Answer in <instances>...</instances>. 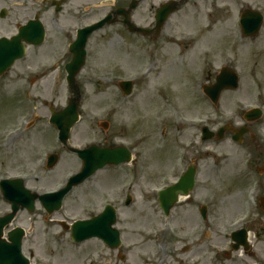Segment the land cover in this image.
Masks as SVG:
<instances>
[{
  "label": "rangeland",
  "instance_id": "374dc122",
  "mask_svg": "<svg viewBox=\"0 0 264 264\" xmlns=\"http://www.w3.org/2000/svg\"><path fill=\"white\" fill-rule=\"evenodd\" d=\"M74 1L78 5L81 2L84 3L82 9L80 8L81 16L83 13L93 14L88 17L86 22L101 19L116 5L113 7L111 5L107 6L106 0ZM118 1L116 0L115 2L117 3ZM222 1L224 2L225 0ZM19 2L23 3V0ZM103 2H105L104 5L106 6L99 9L91 8L95 5L101 6ZM154 2V0H148L146 8L149 9ZM3 4H0V9L5 7L8 10V15L6 19L0 18V36H11L16 33L15 23H17V20L28 18L29 15L31 16L39 9L36 6L28 9H19L14 3ZM73 7L74 5L70 9H73ZM188 7L185 8L182 14L172 18L170 22L171 30L167 29V27L161 34L162 38L160 36L161 39L159 38L160 40L156 41V45H152L151 41H141L137 36L127 35L120 26H109V28L106 27L92 33L87 45L86 67L77 75V83L82 95L81 120L72 130L70 139L72 145L85 148L93 143L102 145L112 142H126L135 153L142 155L141 158H143L145 166L148 168V174L157 172L159 168L166 169L162 172L166 174L169 161L173 156L175 157V152L177 153L178 151L174 144L170 142L171 136L167 140L162 139L161 132L165 131L168 134L170 131L173 132L172 122L177 124L175 113L178 114V117H183L184 122L186 119L208 116L213 120L212 126L214 128L224 126L226 123H235L238 120L234 118L235 101L240 99L246 102L245 105L252 103L254 99L252 86L257 82L264 81V68L258 71L261 65L257 67L253 78H251L256 62L261 61V63H264V31L256 39H253L255 38L253 37L251 38L253 39L252 41H247L246 45L237 47V44L233 42L234 33L232 27L220 26L215 33V40H212L213 35H209L210 37L206 36V33L210 34V32H201L203 26L199 22L198 24L194 23V29L199 28L198 30L202 34L200 35L198 31L195 34L192 33L193 36L199 38L198 47L192 46L191 43L194 41H191L192 37L190 36L186 38L187 43L190 44H182L181 38H178L179 43H176L175 38L171 37H178L179 34H182L180 32L189 31L187 29L192 27L190 20H188L189 15L188 17L186 16V12L190 13L192 9H187ZM230 7L232 6L230 5ZM42 8L44 10L48 9L45 6H42ZM83 8L91 11L85 12ZM65 14L62 19H64ZM51 15H53V11L50 9L43 16V19L45 18L48 21ZM118 16L121 19L123 18L122 14ZM139 19L146 25H150L152 21L151 16L145 13L138 14V22ZM181 20H185V22L181 23ZM70 21L71 19L66 20L65 23L69 25L68 22ZM49 23L50 27L48 28L51 30L52 23L51 21ZM59 23L61 24V20ZM75 24L78 25V23ZM230 24L231 22L228 25ZM50 32L49 40L44 47L39 50L29 49L27 59L19 62L10 74L0 81V84L5 83L10 102L14 101L12 103L7 102L10 104L6 108L0 107V132L2 133V131L5 132L7 129L15 127V129H20L21 134L9 146L3 145L2 138H0V179L23 174L19 173L23 170L28 173H36L40 179L34 180V175H27L30 178L27 188L38 193H45L55 189L71 173H77L82 165L75 154L65 152L53 144L55 130L48 122L50 119L48 103H54L55 109H64L67 105L70 92L66 82V74L63 70L64 63L71 60L70 57L67 59L65 57L66 45L68 40L74 39V34L71 33L72 37H69L68 34L60 33L55 29ZM208 43H214L213 45H215H208L213 49L212 56H198L199 52L204 48L202 46ZM206 49L209 48L206 47ZM143 50H149L148 54L152 56V59H143ZM152 52L155 53L156 57L153 56ZM179 53L183 56L182 61L178 56ZM230 55L234 59L237 57V61L235 62L232 58L231 62H228ZM55 58H59L63 63L56 64ZM42 61L49 62L53 72L45 80H42L40 84L31 85L29 78H27L28 81L22 78L21 72L25 67H35L38 62ZM221 64L235 68L242 78V82L238 91L224 92L218 106L213 107L211 103L208 104V101L195 97L198 95L193 93V89L197 84L198 87L199 85L214 83L215 79L212 78L215 72L211 70V67H215L219 71ZM151 68H153L152 72ZM199 69H201V72L206 69L209 77L206 75L204 79L200 78L197 80ZM148 70H150L148 73L150 75L149 79L142 75ZM127 80L134 82V91L130 97L125 98L118 86L120 82ZM23 86L30 92L31 103L26 98L23 99L19 96L20 89ZM13 93L14 95H12ZM160 96L166 97L167 100L171 99L172 103L170 104L175 106L177 112H174V109L169 106L170 104L166 107V99L164 98L165 101H161ZM19 99L23 100L20 101ZM29 106L32 110L28 113V116H25ZM31 119L34 120L32 127L27 132H23L21 130L22 126H19L18 122L22 123V120L30 121ZM104 122L107 123L106 128L102 126ZM126 125L130 127L129 131L125 129ZM181 127L185 130L183 134H180V138L183 141H199V131L196 128L188 127L187 129V127ZM229 136V134L226 135L221 146L218 145L217 141H214V143L210 141L205 144L212 150L211 152L217 155L222 153L223 156H229L230 158L231 155L234 156L238 149L235 145L230 144ZM46 153H55L60 158L57 166L51 171L45 168L41 170L44 159L42 164L38 161L39 157H44ZM204 155H206V157L203 156L204 159L208 157L207 154ZM211 156L213 157L212 154ZM208 161L210 173L207 172L206 176L203 175L204 186L202 191L204 192L206 188L205 192L208 196L215 198L220 196L222 198L223 210L218 215L215 213L214 216L219 228H222L223 239L214 235V231H210L207 228L205 243L223 244L221 264H264V214H256L252 219L255 229H258V238L260 237V240L257 241L259 244L256 242L258 246H255L254 255L246 257L232 251L230 255H225L229 242L225 235H230L232 230L230 223L242 214L241 202L250 185L247 186V183L241 180L233 190L230 189L237 176L236 167L232 160L228 159L223 162L221 167L215 166L213 158ZM258 161L263 166L264 158L262 157ZM138 166H141V163ZM128 168L129 166H121L116 171L98 172L96 177L91 178L82 186L74 188L66 197L62 211L54 213L47 222V214L40 204H38L37 210L33 215L26 211L20 212L16 218V224L27 230L31 229L34 231L33 234L27 235L24 241L25 252L30 248H34L37 258L42 257L50 260L46 264L157 263L159 258L157 255L159 253L149 242L150 240L148 241L146 238L141 239L144 245L137 247V250L128 256L126 262H123L118 257L117 252L107 251L100 241L92 240L81 244L73 243L70 231H66L62 226L52 223L61 219L72 222L76 219L88 218V208L99 211L101 197H107L108 195L106 194L112 193V185L132 182L133 176L129 175ZM205 168L206 166L202 169ZM262 177H264V174ZM156 178L148 175V184H158L160 176L157 180H155ZM206 180L207 185L205 184ZM137 199L139 203L122 208L123 214L126 213V216L134 215L142 210L139 205L142 203L148 205L147 207H151L149 206L151 205L149 199ZM8 209L9 205L4 202L0 195V214L7 212ZM146 213H148V217L152 216L151 211ZM259 218L260 220H258ZM142 225L143 230L147 229L148 223ZM179 225L182 228L185 226V229L188 224L179 223ZM166 239L168 238L165 236L166 248L164 247V252H162V247H159L160 255L168 254L170 247H176V245H171L169 241L166 243ZM139 240L140 238L130 241L136 243ZM182 246L178 247L181 248ZM167 254L166 262L168 263L170 258L168 257L167 259ZM144 257L147 258L145 259ZM211 259L212 254L207 259H204L203 264H210L209 260Z\"/></svg>",
  "mask_w": 264,
  "mask_h": 264
},
{
  "label": "flooded vegetation",
  "instance_id": "af4514ba",
  "mask_svg": "<svg viewBox=\"0 0 264 264\" xmlns=\"http://www.w3.org/2000/svg\"><path fill=\"white\" fill-rule=\"evenodd\" d=\"M20 1V0H19ZM19 1L14 0H0V4L4 5L3 3H6L7 5L9 3H14L15 6H19V9L25 8H32V7H38L39 9L36 10V14L34 17L37 19L42 20L43 16L48 13L50 9H54V11H58L60 9V12L63 10V8L66 6L68 7V1L69 0H23V3H20ZM148 0H119L118 3H116L115 8L116 9H129L132 4L137 5V9L134 10L131 15L130 19L136 22V24L141 28H147L150 30L149 34L145 37L140 36L139 34H131L129 27L124 24V17L121 19V17L113 18L117 19L119 24L117 26H120L124 32L127 34H131L134 36H137L141 41H151L152 45H156V41L160 40L162 38L161 34L162 32L167 28L171 30L170 22L173 17L179 16V14H182L184 12L185 8L188 6L187 9H190V13L186 12V16L189 18L191 22V29H187L189 31H183L180 32L182 34H179L178 37L172 36L171 38H182L187 33H198L200 34V31L197 29H194V23L198 24L200 22V25L203 26L201 28V32H210V34L206 33L205 35L210 37L212 36V40H215L216 38V31L219 29L220 26H228L232 27L233 30V42L236 43V37L237 33L239 38L246 39L247 37H244L241 33L242 31L247 32H253L254 30L258 29L260 32L264 31V0H225L224 2L222 0H154L156 1L154 4H151V7L146 8V2ZM60 2V4H59ZM71 4V3H70ZM230 5L232 7H230ZM42 6L48 7V9L44 10ZM78 4H74L73 9L67 10L69 13L66 15L67 20L71 19L70 26L75 24L78 20L77 18V12L79 11V8L77 7ZM166 6L168 11L176 10L177 11L170 15L167 18V21L162 24V26H158L157 23V17H158V11L163 9V7ZM42 8V10H41ZM146 8V9H145ZM5 7H2L0 10H5ZM27 13V12H26ZM145 13L151 16V24L146 25V23H143L140 19L138 22V14ZM58 12H55V22L58 20ZM24 17V16H23ZM33 17V18H34ZM22 21H30V18H20ZM43 20H46L45 18ZM51 18L49 17L48 21H50ZM181 23H184L185 20H181ZM18 22V20H17ZM63 24L66 22V19H62ZM231 22L230 25H228ZM142 23V24H141ZM194 29V30H192ZM169 32V31H168ZM213 32V33H211ZM222 32V31H220ZM168 34V33H167ZM202 34V33H201ZM200 34V35H201ZM69 37H72L71 34H68ZM210 35V36H209ZM161 36V38H160ZM160 38V39H159ZM252 41L253 39H246ZM214 44V43H213ZM212 43H208L209 46H215ZM246 45V43H245ZM238 47V44L236 45ZM213 49H211V53L213 54ZM216 51V50H214ZM70 54V52L68 53ZM154 57H156L155 53L152 52ZM234 61H237V57L234 59ZM233 61V62H234ZM69 61L65 62V66ZM42 64H45L44 61L38 62L35 67L27 66L23 71L21 72V76L24 80L28 81L27 78H29V81L31 85H37L40 84L42 80H45L50 74H52V69H45L42 70L40 67ZM256 64H262L261 68H264V63L256 62ZM35 69V70H34ZM65 69V67H64ZM34 70V71H33ZM31 71H33L34 76L31 77ZM256 69H254L251 73V78H253V74H255ZM11 73V72H10ZM10 73L5 75L3 78H6ZM0 78V81L3 79ZM256 84V83H255ZM254 84V85H255ZM264 84V81H263ZM14 95V93L12 94ZM27 95L28 102L31 103L32 98L30 95V92H27L26 87H22L20 89L19 96L24 98V96ZM22 101L21 99H19ZM19 101V102H20ZM7 102H10L9 99V93L6 90L5 83L0 84V107H7L10 103L14 102L13 100L8 104ZM54 104V103H52ZM258 107L263 110V117L258 120L257 122L251 124L249 126L250 134L246 136L242 142L241 145H238L233 141V136L231 137V142L236 146L238 151L234 153L233 158H231L232 162L235 164L236 167V178L234 179L233 186H236L239 181H243L247 183L248 185H252L253 183H258L261 186L262 182V175L264 174V163L263 166L260 165L261 163L258 161L262 157L264 158V100H259ZM33 106V105H32ZM50 107V105H49ZM4 108V109H5ZM244 117V115H243ZM242 115L239 116L237 121H240L241 118L243 119ZM239 124V122H237ZM32 127V124H30V127H27V131ZM260 128V129H259ZM25 130V131H26ZM7 131L6 133H8ZM1 133V132H0ZM19 137L13 135L8 136L7 139L3 145L9 146L11 145L15 139ZM0 138H2L0 136ZM3 142V141H2ZM53 144L54 137H53ZM219 146L222 144L219 143ZM56 146V145H55ZM101 147H114L115 143H108V144H99ZM216 146V144H215ZM202 148H209L205 145V143H201L200 150H197L193 152V154L186 153L183 155V160L181 163L183 166H179L178 158L176 159L174 156L169 161L168 164V170L166 174H163L166 169L159 168L157 172H152L151 174H148L146 168L144 169H137V174L139 176H143L142 182L139 184H135L132 187H130V191L132 192L131 197V204L139 203V200L137 198L142 199H149L151 207H147L148 205L142 203L140 205L139 212L135 213L134 215L126 216V213L123 214L121 211L122 208H127L130 206L126 205L127 197L126 190L121 189V185H112L111 194L107 197H101L103 201L105 198L110 199L115 206H119L122 204V206L117 210H119L120 215L117 218V229L120 232V236L122 239L124 238L126 240L124 250H126L128 247H126L127 243L128 246L132 247H139L137 242L134 244V242H131L130 240H137L138 238H142V224H154V223H160L161 219H158L157 217L160 216V211L158 210V207H160L159 204V198L160 193L164 191L166 188L173 186L177 184L178 181L182 178V176L185 174L186 171L189 170L191 166H195L197 177H196V184L194 189L189 192L187 196H181V193L177 196V202L174 204V206L170 209V212L167 216V220L169 222V225L171 226L172 233L168 234L167 241L171 242V245H176V247L172 246L170 249H168V256H169V263L167 264H188V260L194 261L193 264H203L204 259L206 256V227H207V220L202 215V210L205 207V211L209 214V217L213 220V222H216V218L214 214H219L220 211L223 210L222 205V199L220 196L218 197H211L208 196L203 188V175L206 176V173H210L209 168V157L205 158L206 155H204V152L201 150ZM228 159H218L215 161V166L221 167L223 162H226ZM204 166H206L205 169H202ZM141 171V172H140ZM24 172V170H23ZM208 173V174H209ZM148 175H150L152 178L153 176L158 178V184L156 185H149L148 183ZM157 178L155 180H157ZM164 179L169 180L168 183L164 184L161 183ZM207 185V180L206 183ZM118 188L116 189V187ZM246 186V187H247ZM159 189L160 192L154 193L153 191ZM114 196V197H111ZM172 199V197H170ZM101 199V200H102ZM221 199V200H220ZM241 202V201H240ZM130 204V205H131ZM241 205H244V203L241 202ZM207 208V209H206ZM104 209V208H103ZM147 211H151L152 216L148 217ZM162 213V211H161ZM159 214V215H158ZM162 218H164V214H162ZM95 217V214L92 213L88 219H92ZM260 220V219H258ZM139 223V224H138ZM179 223H186L188 224L186 228L185 226L180 227ZM142 225V226H141ZM214 235H216V232H214ZM181 238H183L184 241H181ZM260 237L257 239L259 240ZM205 243V244H204ZM184 245V246H182ZM221 246V244H219ZM178 246H182L181 248ZM202 248H204L202 250ZM107 250L110 251L109 248ZM120 253H122V250H120ZM33 254V253H31ZM160 260H162L160 258ZM163 264V263H159Z\"/></svg>",
  "mask_w": 264,
  "mask_h": 264
},
{
  "label": "water",
  "instance_id": "95a60500",
  "mask_svg": "<svg viewBox=\"0 0 264 264\" xmlns=\"http://www.w3.org/2000/svg\"><path fill=\"white\" fill-rule=\"evenodd\" d=\"M168 10L162 11L158 17L159 26H162L165 17L168 14ZM128 19V16H127ZM110 22L105 21L82 32L79 41L73 47V53L75 54L74 62L68 66L69 83L72 88L74 97L70 100L69 106L56 113L52 119V123L60 130L61 140L65 147L68 146L70 138V132L72 128L78 123L79 109L81 102V95L79 86L76 83V76L85 64L86 51L85 46L91 33L98 28H101L104 24ZM37 23H31L27 28L21 30L18 37L12 40L1 39L0 40V76L4 74L16 61L24 55V46L22 41L26 40L30 44H40L44 39V34L40 27H37ZM33 29L36 35L30 38L29 30ZM237 77L229 70L218 77L217 83L207 88L208 95L215 102L218 101L220 94L226 89H235L238 87ZM128 87L130 85H127ZM225 131H223L224 133ZM245 132L241 133V136ZM68 148V147H67ZM69 151L77 153L79 158L83 162L82 171L71 178L69 185L57 194H50L45 196H38L28 191L24 183L21 180L4 181L1 184L3 196L13 206V213L5 218L0 219V264H29V261L24 259L21 255L22 239L24 237V230L17 229L9 234L10 243H7L2 238L4 231L9 228L12 220L15 218L18 212L28 209L31 213L35 211V203L39 200L48 213L51 215L56 211H59L62 207V203L66 195L76 186L83 184L88 178L93 176L98 170H101L107 166H118L121 163L130 161V154L125 149H99L93 146L85 151H78L68 148ZM55 157L52 159V165L55 162ZM188 175L185 182H189L190 177ZM166 204V202H165ZM115 221V214L113 210H108L100 218L92 222H78L72 227V238L74 242L81 243L93 237H99L105 241L112 243V246H117L118 236L115 231L112 230V225Z\"/></svg>",
  "mask_w": 264,
  "mask_h": 264
}]
</instances>
